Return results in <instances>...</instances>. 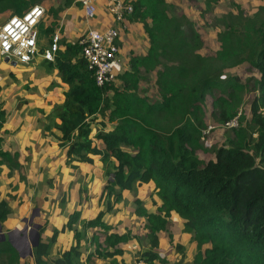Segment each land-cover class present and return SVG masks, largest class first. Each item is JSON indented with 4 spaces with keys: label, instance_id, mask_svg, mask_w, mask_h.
Instances as JSON below:
<instances>
[{
    "label": "trees",
    "instance_id": "16d2710c",
    "mask_svg": "<svg viewBox=\"0 0 264 264\" xmlns=\"http://www.w3.org/2000/svg\"><path fill=\"white\" fill-rule=\"evenodd\" d=\"M212 1L205 2L209 5ZM34 2L15 0L11 4L14 13L22 14ZM131 3L133 12L128 19L141 23L148 48L145 55L129 58V69L118 75L119 87L95 84L75 42L57 51L54 61L43 58L51 66L48 69L56 68L68 85L64 98L52 110V122L59 131L55 136L66 148V163L77 167L72 162L93 165L98 160L107 182L99 200L103 208L82 224V230L76 227L78 211L69 215L61 229L53 228L48 237L45 225H41L30 259L34 264H87L92 257L122 254L118 245L130 237L127 232H115L104 216L118 201L127 200L126 189L137 180L140 186H152L146 204L152 201L155 208V212L148 211L144 200H133L134 214L145 222L148 241L141 257L147 264H165L157 252L159 237L174 218L183 222V231L191 234L195 243L192 264H264V5L257 7L250 21L241 22L239 6L237 15L228 12L219 19L223 21L217 34L219 48L208 58L198 53V34L183 37L181 25L187 17L171 14L165 0ZM61 10V6L50 8L49 13L55 18ZM57 21L53 19L44 29L51 39ZM43 39L39 31L41 51L50 41L46 37L44 43ZM240 64H250L259 72L250 119L242 125L239 115V126L226 135L227 144L203 160L196 150L201 145L207 91L229 87L232 91L226 98L217 97L213 109L220 123L236 116L239 98L233 95L246 85L223 69ZM152 71L155 97L139 88L143 74ZM97 112L114 121L112 130L96 134L101 146L91 138ZM158 115L163 122L157 120ZM17 155L0 150V164L10 170L19 168ZM10 213L8 201L1 199L0 224ZM89 227L93 232L87 238ZM66 230L73 235L70 245L63 249L59 244L56 255L51 256L52 246ZM173 237L168 233L169 243ZM87 243L91 249L85 257L81 248L88 247ZM25 263L10 242L0 241V264Z\"/></svg>",
    "mask_w": 264,
    "mask_h": 264
},
{
    "label": "crops",
    "instance_id": "0c3cea01",
    "mask_svg": "<svg viewBox=\"0 0 264 264\" xmlns=\"http://www.w3.org/2000/svg\"><path fill=\"white\" fill-rule=\"evenodd\" d=\"M180 1L186 3L189 0ZM165 2L168 3L171 0H165ZM95 3V16L89 19L84 17L79 0H71L67 4L65 0H35L33 4H41L45 7V17L43 19L45 23L48 24L57 18V25L54 28L52 36L55 32L59 33L57 51H62L67 43H74L78 36L88 28L103 29L107 25L118 26L106 10V1L96 0ZM60 6L62 10L54 18L49 13V9ZM11 9L10 15L15 14L13 8ZM200 14L202 13L199 9H194L190 13L192 16L195 15L194 20H192L194 23L202 22ZM68 21H70L69 24H67ZM46 37L51 42V36H44V43H46ZM144 40L146 41L144 42ZM118 45L120 47L119 55L123 63V71H125L129 69V59H127L126 55L129 54L130 58L134 55H145L147 52L148 38L141 23L127 19L126 27L122 29L119 36ZM141 45H143L142 48H145V50L136 52L141 49L139 48ZM135 48L136 51H133L132 49ZM39 57L42 64L41 67L37 66L36 58L31 64L27 65H12L0 59V75L2 76L0 78V113L3 117L0 126V150L9 151L10 153L17 152L16 160L18 161L19 169L23 170V177H18L16 176L18 174L16 167L10 170L5 164H0V183H6L3 187L7 191L0 200L6 199L11 207L10 215L2 224L3 230L5 231L21 228L24 224L23 220L25 216H28L30 213L36 215V223H38L40 217L37 216H48L44 208L51 211V204L54 202L56 212L53 210L52 214L56 215L55 222L53 219L52 221L55 225L54 228L57 229H61L67 222L69 215L75 211H78L80 214L76 224L77 229H80L85 222L83 218L88 221L103 208V202L99 203V200L107 178L100 169V162L96 160L93 165L72 162L77 164V167H72L70 163H66V148L59 145L60 141L55 136V134L59 135V131L53 125L52 110L54 105L59 104L64 98V92L68 89V85L61 81L56 68L48 69L51 67L46 62L48 60L44 61L41 56ZM29 74L30 77H28ZM1 81L4 82V85H2ZM113 84L118 87L120 86L118 77ZM139 86L143 90L144 86L141 84V81L139 82ZM146 92L145 94L147 96H157L153 82L151 89ZM139 94L143 95L142 92H139ZM93 116L97 118V121L94 123L91 138L95 144L101 146L96 134L101 131L112 130L114 121H108L106 116L99 112ZM82 165L95 170L93 175L90 173L89 180L95 181L97 179L100 181V186H102L101 189L99 188V195L96 202L89 209L85 207L88 205L85 195L90 191L85 192L84 190L88 189L86 183L85 185H81L80 179L74 181L72 175L74 171L77 172L75 179L81 177L80 171L83 169L81 167ZM20 181H23L26 188L23 187ZM143 186L145 188L141 189L142 193L137 194L136 198L145 201L144 206L148 211L155 212L154 205L146 204V197L144 195L145 193L150 194L152 186L142 185L139 187L142 188ZM11 187L13 189L12 191H10ZM39 195H42L44 198L40 204L38 202ZM52 199H55V201L52 202ZM75 199L79 201L75 202ZM73 204L76 208L72 212H69L67 209ZM117 205L105 214L104 221L111 224L113 230L117 233L127 232L130 240L118 245L122 249V254L111 255V257L105 259L104 264H127L129 261L128 252H132L135 249L138 239L145 240V248L147 247L148 239L145 236L144 218L134 214L135 206L131 203L123 209L122 216H118L113 220L111 213H114ZM83 207L86 208L85 213ZM15 210L17 211L16 213H14ZM66 210V217L64 218L63 215ZM126 214L130 215L129 218L126 217ZM87 229L86 236L89 238L91 235H88ZM182 229V221L179 218H174L168 230L161 232L157 248L160 257L161 254L158 249L162 245V241H165V238L168 237V233L171 232L175 235L173 237V243H176L177 240L180 241L181 237L186 234ZM92 232L93 230L90 233L92 234ZM140 235H144V237L139 238ZM66 237L68 239L73 238L71 231L66 230L60 234L56 244L59 245L61 239ZM87 246L88 254L91 246L89 243H87ZM138 264L143 263L139 262Z\"/></svg>",
    "mask_w": 264,
    "mask_h": 264
},
{
    "label": "rangeland",
    "instance_id": "374dc122",
    "mask_svg": "<svg viewBox=\"0 0 264 264\" xmlns=\"http://www.w3.org/2000/svg\"><path fill=\"white\" fill-rule=\"evenodd\" d=\"M14 1L15 0L0 1V25L2 24L3 21L6 20L5 17L11 14V10H12L11 3H13ZM205 1L206 0H199L198 2V0H189L186 3H183L180 0H177V1L171 0V2H168L169 3L168 10H171V14L174 13L173 15L177 18L187 17L186 20H183L184 24L181 25V31L183 33V37L190 38L192 32H195L196 34H198L199 40L201 42V46L199 47L198 53L208 58L215 55V52L219 48L217 34L219 30L221 29V25L223 23V21L219 22V19L225 18L224 16L227 15L225 14L226 12L230 11L232 15H237L238 9L235 6L236 4L240 3L239 7L241 11V16H240L241 22H246V21H250L251 15H253V12L257 9L258 6L264 5V0H213L212 3L209 5L206 4ZM194 9L195 10L199 9L201 11L202 13L200 14V19L202 21L201 23L191 24L193 22L192 20H194L195 18V15L192 16L190 15V13ZM44 17L40 21L41 25L40 24L38 25V30L43 34V36H47L46 34H44V29L48 27V24L43 21ZM3 18L5 19L2 20ZM69 22L70 21H68L67 24H69ZM236 29L238 28L236 27ZM145 41L146 40H144V42ZM142 46L143 45L139 46V48L141 49L137 51H136L137 47L132 50L136 52L145 50V48H142ZM39 56L40 55H37L35 58H36L37 66L41 67L42 64L40 62ZM126 56H127V59H129L130 55L128 54ZM35 58L28 64H31L35 60ZM20 65H25V64H20ZM223 71L225 74H231V75L236 76L237 79H239L243 84L246 85V87L240 93H237V91L234 90L236 93H234L233 95V96H236L238 94L239 106H238L237 115L242 116V119H241L242 125H246L250 119L251 101L254 98V96L257 94L255 80L259 78V72L257 71L255 67L251 66L250 64H240V65H237L231 68L226 67L225 69H223ZM30 74H31V71H30ZM30 74L28 77H30ZM143 77L144 79L141 80V84H143L144 86V87L142 86L144 92L147 93L146 91H149L152 87V82L154 80V72L149 73L147 75L143 74ZM0 78H2L1 75H0ZM1 83L2 85H4L3 81H1ZM228 88L229 87L227 86L226 88L225 87H219V88L214 87L211 90L207 91L205 101L202 106L204 123L202 127V135L200 139L201 145H200V148L196 150L199 158L203 160H207L208 158L213 157L215 148L227 144L226 135L227 133H230L231 129L229 127L223 126L222 123L217 121L216 111L213 109V102L219 96L226 98L227 92L232 91ZM157 120L159 122H163V117L161 115H158ZM81 167L83 168L82 171H80L81 177L75 179V174L77 172H74V171L72 172L73 173L72 175H73L74 181H77L80 179L79 181L81 182V185H85L86 183V186L88 187V189L84 191L88 192L89 190L90 192L87 195H85V198L88 201L87 202L88 205L85 207L89 209L91 208L93 203L96 202L98 195H99V188L101 189L102 186H100V181H98L97 179L95 181L91 179L89 180V175L90 173H92L91 175L94 174L93 173L95 171L94 169L86 168L85 165H82ZM19 168H16V171L19 174V175L17 174L16 176L23 177V170ZM20 183L23 185L24 188H26L23 181H20ZM5 184L6 183L4 184L0 183V198L3 196L5 192H7L6 189L3 187L5 186ZM139 186L140 185H138L137 180H136L132 182V185L130 188L126 189V192L124 195L125 197H127V200H123V201L120 200L116 203L118 205L117 207H115L114 213H111L113 220H115L118 216H122L123 209L127 207L128 204L133 203V200L134 198H136L137 194L142 193L141 189H144L145 186H143L142 188H140ZM12 190L13 189L11 187L10 191ZM144 195L146 198H149L150 196L149 193H145ZM39 197L40 198L38 202L40 204L43 202L44 198L42 195H39ZM146 198L145 200L149 201V199H146ZM53 201H55V199H52V202ZM76 201L78 202L79 200L75 199V202ZM151 202L152 201L149 202V205L151 204ZM54 203L51 204L52 206L51 211L44 208L48 216L46 217L37 216V217H40V221L38 223L44 224L46 227V230H45L46 237L50 236L51 231L55 227L53 221L55 222L56 214L55 215L52 214L53 210H55L56 212ZM85 207H83L84 213L86 209ZM75 208L76 206H74L73 204L69 206L67 210H69V212H72V210H74ZM67 210L65 211L63 215L64 218L66 217ZM16 212L17 211L15 210L14 213ZM31 215H34V214L30 213L28 216H25V218L28 220ZM129 216L130 215L126 214V217L129 218ZM83 220L86 222L84 218ZM36 221H37L36 215H34L33 222H36ZM80 223H82V221H80ZM78 230H82V229L80 228ZM92 230L93 229L91 227L87 229L89 236L91 235L90 232ZM3 231L6 232L5 230ZM140 237H144V235H140L139 238ZM71 239H68L67 237L64 239H61L60 244L62 245L63 249L67 248L70 245ZM137 241H138L137 243L138 248L136 245L135 249H133L132 252H128L129 261L127 264H138L140 261L144 260L140 255L145 250V240L142 241L138 239ZM180 241L182 243L181 244L182 247L180 249H177V247L176 248L171 247V244L169 243L168 238H165V241H162V245L158 249L161 254V257L159 255L158 256L160 259H163L165 261V264H191L192 256L194 253V244L191 239V234L186 233L185 235L181 237ZM27 242L30 244L29 241ZM16 243L18 244L19 242H16ZM18 245H19L20 252H21V258L23 259L24 262H27L25 264H34L32 259H30V254L28 253L27 246L26 245L22 246L20 244ZM57 246L58 245L56 243L54 244V246H52L51 251H50L51 256L56 255ZM81 250L83 251V254L86 257L88 248L87 247L85 248V245H83ZM105 259L106 258H103L102 255L98 257H92L91 259L87 260V264H104L103 262L105 261Z\"/></svg>",
    "mask_w": 264,
    "mask_h": 264
},
{
    "label": "built area",
    "instance_id": "2783aa9c",
    "mask_svg": "<svg viewBox=\"0 0 264 264\" xmlns=\"http://www.w3.org/2000/svg\"><path fill=\"white\" fill-rule=\"evenodd\" d=\"M95 1L79 0L86 19L95 16ZM105 1L108 14L118 26L107 25L103 29L88 28L75 41L80 48L79 55L85 61L87 70L98 86L113 84L123 71L118 39L122 29L126 27L128 16L133 11L131 0ZM44 15L45 7L41 4H33L22 14L15 13L7 17L0 25L1 58L28 64L40 55L48 61H54L59 33L53 34L51 42L42 51L37 44L38 25ZM227 124L236 125V121Z\"/></svg>",
    "mask_w": 264,
    "mask_h": 264
},
{
    "label": "water",
    "instance_id": "95a60500",
    "mask_svg": "<svg viewBox=\"0 0 264 264\" xmlns=\"http://www.w3.org/2000/svg\"><path fill=\"white\" fill-rule=\"evenodd\" d=\"M4 62H8V59L5 58ZM12 65L15 62H10ZM34 215H31L30 218L27 220L26 218L23 220L24 224L21 228H16V230L8 231L4 233L2 231V226L0 224V241H8L10 244L18 250L19 254L21 255L19 245L27 246L28 253L32 255V248L38 243L40 239V224L33 222ZM12 232H17L18 235L16 237L12 236ZM29 241L30 244L27 242ZM16 242H19L18 244Z\"/></svg>",
    "mask_w": 264,
    "mask_h": 264
},
{
    "label": "clouds",
    "instance_id": "9594fccd",
    "mask_svg": "<svg viewBox=\"0 0 264 264\" xmlns=\"http://www.w3.org/2000/svg\"><path fill=\"white\" fill-rule=\"evenodd\" d=\"M237 6H240V3L239 4H236V8H237ZM133 12V11H132ZM201 12V11H200ZM228 12H230V11H228ZM228 12H226L225 14H228ZM131 15V14H130ZM129 15V16H130ZM9 17V16H8ZM4 22V21H3ZM192 23H194V22H192ZM219 43V42H218ZM1 57V56H0ZM2 60H4L5 58H1ZM11 61H8L7 63H10ZM14 62V61H13ZM15 64H18V63H16L15 62ZM238 114V113H237ZM236 121V125H228L227 123H230L231 121ZM0 126H1V124H2V120H1V116H0ZM222 125L223 126H226V127H229L230 129L231 128H237L238 126H239V116L238 115H236V116H234L232 119H230V120H228V121H226V122H224V123H222ZM171 222H172V220H171ZM170 222V223H171ZM3 224V223H2ZM2 224H1V226H2ZM182 224H183V222H182ZM169 227H170V225H169ZM2 231H3V227H2ZM182 231H183V229H182ZM4 232V231H3ZM6 232H8V231H6ZM6 232H4V233H6ZM184 232V231H183ZM185 233H188V232H185ZM175 236V235H174ZM168 238V237H167ZM192 242H193V244H194V252H195V243H194V241L192 240ZM171 244V247H174V248H176V245L177 244H179V245H181L182 243L180 242V241H178L177 240V242L176 243H173V240H172V242L170 243ZM146 249V248H145ZM193 255H194V253H193ZM141 256V255H140ZM144 259V258H143ZM145 260V259H144ZM144 260H142V261H140V262H142L143 264H147ZM192 260H193V256H192ZM191 264H192V262H191Z\"/></svg>",
    "mask_w": 264,
    "mask_h": 264
},
{
    "label": "flooded vegetation",
    "instance_id": "af4514ba",
    "mask_svg": "<svg viewBox=\"0 0 264 264\" xmlns=\"http://www.w3.org/2000/svg\"><path fill=\"white\" fill-rule=\"evenodd\" d=\"M17 235H18L17 232H12V236H13V237H16Z\"/></svg>",
    "mask_w": 264,
    "mask_h": 264
}]
</instances>
